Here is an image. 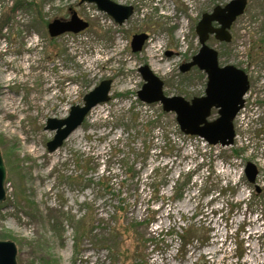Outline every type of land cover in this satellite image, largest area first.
I'll use <instances>...</instances> for the list:
<instances>
[{
  "label": "rangeland",
  "instance_id": "obj_1",
  "mask_svg": "<svg viewBox=\"0 0 264 264\" xmlns=\"http://www.w3.org/2000/svg\"><path fill=\"white\" fill-rule=\"evenodd\" d=\"M115 1L135 7L123 24L95 3L21 0L0 31V148L7 167L0 239L16 243L18 264H264V0L248 1L230 42L208 41L221 66L249 74L235 142L226 147L185 134L176 113L143 102L138 91L145 82L139 68L148 65L167 96L205 95L207 74L197 66L183 72L181 65L201 48L196 26L202 15L231 0H164L167 10L157 1ZM13 3L0 0V11ZM73 11L89 26L51 36L48 23L68 20ZM140 33L148 38L134 51L132 38ZM107 79L110 99L50 152L56 132L46 128L48 119L66 118ZM218 116L213 109L209 120ZM165 142L171 153H160ZM248 162L259 169L254 183L246 176ZM128 166L133 178L125 176ZM156 168L165 183L152 181ZM104 171H111V189L98 183ZM188 171L183 194L175 197V182ZM122 200L126 211L115 217ZM80 221L94 232L78 237ZM116 221L131 229L111 233ZM188 222L199 235L186 247L175 231L165 233ZM162 230L161 243L144 245L143 238ZM113 245L130 249L132 257L111 251Z\"/></svg>",
  "mask_w": 264,
  "mask_h": 264
},
{
  "label": "water",
  "instance_id": "obj_2",
  "mask_svg": "<svg viewBox=\"0 0 264 264\" xmlns=\"http://www.w3.org/2000/svg\"><path fill=\"white\" fill-rule=\"evenodd\" d=\"M95 3L99 10L112 16L119 24L124 23L132 14L131 5H123L113 0H81ZM248 0H231L224 6L217 5L212 12L202 15L196 31L201 48L190 62L183 63V72L198 66L208 76L205 95L191 100L183 96H167L164 93V81L156 75L148 65L139 68L145 82L138 91L139 98L145 103H161L166 112H175L180 129L185 134L199 135L210 144L230 146L235 140L234 119L244 107L245 95L250 83L247 73L235 66L219 64L218 51L209 46L210 35L220 41H231L230 29L234 21L245 12ZM217 23L218 25H215ZM89 26V22L80 18L73 11L70 19L56 18L48 24L51 36H59L65 32H80ZM148 35L135 34L132 39L134 51L141 50ZM111 79L103 80L95 89L84 96L83 105H73L66 118H49L46 128L55 130V136L48 141L50 152L56 151L64 141L82 125L89 112L96 105L110 99ZM218 109L219 116L209 120L212 110ZM246 176L250 182H255L259 174L257 165L248 162ZM7 167L0 148V203L7 198L6 191ZM257 191L261 188L257 186ZM18 248L13 240L0 239V264H18Z\"/></svg>",
  "mask_w": 264,
  "mask_h": 264
},
{
  "label": "trees",
  "instance_id": "obj_3",
  "mask_svg": "<svg viewBox=\"0 0 264 264\" xmlns=\"http://www.w3.org/2000/svg\"><path fill=\"white\" fill-rule=\"evenodd\" d=\"M21 0H14V3L12 5H4L2 6V10L0 11V31L3 30L5 27H7V25L13 20V15L16 11V9L21 6ZM146 150L147 152H149V150L152 148L151 143H149V145H146ZM160 153H171L174 149L172 148V145L169 143L164 144V146L160 147ZM238 153V151H237ZM124 160V159H123ZM127 163V162H126ZM127 166V164H125ZM125 172V176L126 178H133L136 174V172L134 171L133 166H128L127 169L124 171ZM111 174V171H104L103 175L101 177H99L98 179V183L101 184L102 188L105 189H109L110 185H109V176ZM107 176V177H106ZM191 176V172H183L181 174H179L176 182H175V186H174V195L176 196H181L183 194V190H184V186L187 184L186 182L190 179ZM152 181L156 183L157 180H162L163 183L166 182L167 178L164 177H159L158 176V169H153L152 171ZM105 181V182H104ZM154 187V185H153ZM111 189V188H110ZM161 191L160 189V185L153 189L154 194H159ZM232 209H234L236 205L235 204H231ZM126 204L125 201L122 200L120 201V203L116 206V209L114 211L115 213V217H117L120 214H123L126 211ZM153 220V219H152ZM151 222V220H147L146 223L149 224ZM191 223H186L184 226H181L182 231H178L175 228H170L168 230H166V234H173V232L175 231L178 235L179 238L182 242L183 246H187L189 244V242L192 240V238L195 237V235H199V229L197 227H194L192 225H190ZM131 229L129 226H125L122 223L116 221L114 227H112L111 229V233L116 234L119 231H124V232H128V230ZM164 230L161 231V233H158V236H153L151 238H143L142 242L144 243V245L147 244L148 241H151V243H161L162 239H160V235L163 233ZM94 232V228L91 227L88 223L86 224L84 221H80L79 222V226L76 229V234L78 237L80 236H86L87 234L93 233ZM103 241V240H102ZM103 243H105L103 241ZM146 247V246H145ZM111 251H115L119 256L123 255V256H127L129 255V253L126 254L127 251H130V249L128 248H122L120 247H116V246H109L108 247ZM139 249H137V253H138ZM131 254H133V252H131ZM129 255V258L132 257V255ZM126 261H123V264Z\"/></svg>",
  "mask_w": 264,
  "mask_h": 264
},
{
  "label": "bare ground",
  "instance_id": "obj_4",
  "mask_svg": "<svg viewBox=\"0 0 264 264\" xmlns=\"http://www.w3.org/2000/svg\"><path fill=\"white\" fill-rule=\"evenodd\" d=\"M150 49L153 50V49H154V46H153V47L151 46ZM152 52H153V51H152ZM154 62H155V61H154ZM155 63L157 64V66H159V64H158L157 62H155Z\"/></svg>",
  "mask_w": 264,
  "mask_h": 264
},
{
  "label": "flooded vegetation",
  "instance_id": "obj_5",
  "mask_svg": "<svg viewBox=\"0 0 264 264\" xmlns=\"http://www.w3.org/2000/svg\"><path fill=\"white\" fill-rule=\"evenodd\" d=\"M115 1V0H114ZM132 7H133V13H134V11H135V7H134V5H131ZM215 25H217V24H215ZM214 37V36H213Z\"/></svg>",
  "mask_w": 264,
  "mask_h": 264
}]
</instances>
